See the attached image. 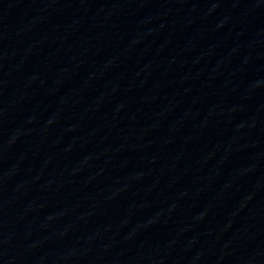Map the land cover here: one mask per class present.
<instances>
[{
  "label": "water",
  "instance_id": "obj_1",
  "mask_svg": "<svg viewBox=\"0 0 264 264\" xmlns=\"http://www.w3.org/2000/svg\"><path fill=\"white\" fill-rule=\"evenodd\" d=\"M0 264H264V0H0Z\"/></svg>",
  "mask_w": 264,
  "mask_h": 264
}]
</instances>
